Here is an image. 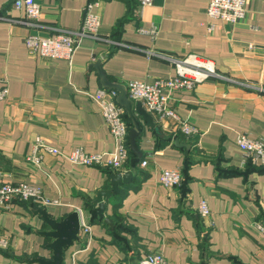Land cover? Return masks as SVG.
<instances>
[{
  "label": "crops",
  "instance_id": "crops-1",
  "mask_svg": "<svg viewBox=\"0 0 264 264\" xmlns=\"http://www.w3.org/2000/svg\"><path fill=\"white\" fill-rule=\"evenodd\" d=\"M210 1L154 0L142 8L139 0H40L41 21L33 26L15 0H0V90H8L0 101V186L24 183L51 201L35 208L16 200L0 209V264L51 259L53 240L43 235L49 227L39 210L56 221L82 212L93 228L66 251L64 264H142L155 253L168 264H264V234L254 227L264 223V165L237 145L241 135L264 143V0H246L238 24L211 19ZM90 6L99 38L83 39L71 60L29 53L28 36L76 31ZM191 54L211 60L217 72L169 101L195 136L147 111L153 126L138 115L142 159L135 168L134 154L123 172L65 158L77 149L116 150L98 105L100 92L115 91L103 87L102 72L124 87L153 84L175 77V61ZM38 139L60 152L44 153L40 166L28 160ZM166 169L182 171L180 186L160 183ZM129 173L118 194L103 198V217L94 215L98 193L114 191V177Z\"/></svg>",
  "mask_w": 264,
  "mask_h": 264
},
{
  "label": "built area",
  "instance_id": "built-area-1",
  "mask_svg": "<svg viewBox=\"0 0 264 264\" xmlns=\"http://www.w3.org/2000/svg\"><path fill=\"white\" fill-rule=\"evenodd\" d=\"M142 8L153 5L154 0H139ZM15 6L19 10H25L28 19L33 26L41 21L42 9L40 0H15ZM90 6L84 16L80 29L76 31L62 30L55 37L42 38L30 35L26 38V46L32 55H41L50 60H71L85 38H99L100 18L92 13ZM211 19H220L230 24H238L247 16L246 0H211L208 11ZM177 74L173 78L159 79L153 84L134 81L128 83L126 89L128 97L134 102L142 103L144 109L156 115L159 121L167 119L177 120V130L186 137L197 134V129L188 121L181 120L177 113L169 106V101L175 92L193 91L198 85L204 83L213 76H217L215 64L198 55L175 61ZM8 95V90H0V101ZM109 97V99H108ZM117 91L109 93L100 92L98 105L105 116L111 133L116 141V150L109 154H88L83 149H77L65 158L75 165L87 167L109 168L116 172L126 171L131 160L129 146V125L125 119V110L116 102ZM240 150L246 155L261 161L264 165V143L241 135L237 140ZM44 153L59 155L57 149L51 148L38 139L29 157V161L35 165H41ZM148 161H143L142 166H147ZM182 171L180 169H166L160 173V183L168 188H175L182 183ZM33 202L40 206L51 204L42 194L39 188L27 184L0 186V209L9 210L14 201ZM199 213L203 218L210 215V209L206 201L199 206ZM81 216L80 238H87L92 233V226ZM254 227L264 234V223L257 222ZM142 264H168L161 253L148 256Z\"/></svg>",
  "mask_w": 264,
  "mask_h": 264
},
{
  "label": "water",
  "instance_id": "water-1",
  "mask_svg": "<svg viewBox=\"0 0 264 264\" xmlns=\"http://www.w3.org/2000/svg\"><path fill=\"white\" fill-rule=\"evenodd\" d=\"M102 85L103 87L115 90L118 92V97L116 102L121 106L125 113H127L128 118L132 122V128L129 131V144L132 153L134 154L133 159L131 160L132 168H135L136 165L142 159V153L139 151L137 146V139L143 131L141 122L138 118V115L144 117L146 121L153 126L152 116L144 109L142 103L132 101L127 94V89L123 85L111 83L106 75L102 72ZM176 145H180L179 141H176ZM184 146V145H180ZM132 173H129L126 176L116 175L113 179L114 191H101L98 193L96 203L99 204V207L93 211L94 215H99L103 217V212L105 205L103 203V198H110L113 194L119 193V185L122 182H128L132 177ZM40 214L46 224L49 227V231L43 233L44 236L51 238L53 241L48 245L52 251V257L50 260H38L39 264H64L65 253L66 251L73 246L76 242H80V230H81V216L79 212H73L68 217L62 221H56L49 218L46 211L39 210ZM110 223V221L106 220Z\"/></svg>",
  "mask_w": 264,
  "mask_h": 264
},
{
  "label": "trees",
  "instance_id": "trees-1",
  "mask_svg": "<svg viewBox=\"0 0 264 264\" xmlns=\"http://www.w3.org/2000/svg\"><path fill=\"white\" fill-rule=\"evenodd\" d=\"M126 119H127V117H126ZM131 151V150H130ZM133 156V153H132V151H131V157ZM28 203H31L35 208H37L39 205L38 204H35V203H33V202H28Z\"/></svg>",
  "mask_w": 264,
  "mask_h": 264
},
{
  "label": "rangeland",
  "instance_id": "rangeland-1",
  "mask_svg": "<svg viewBox=\"0 0 264 264\" xmlns=\"http://www.w3.org/2000/svg\"><path fill=\"white\" fill-rule=\"evenodd\" d=\"M153 255V254H152Z\"/></svg>",
  "mask_w": 264,
  "mask_h": 264
}]
</instances>
